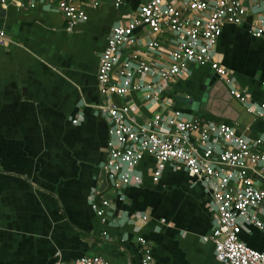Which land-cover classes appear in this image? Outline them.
Returning a JSON list of instances; mask_svg holds the SVG:
<instances>
[{"label":"crops","instance_id":"1","mask_svg":"<svg viewBox=\"0 0 264 264\" xmlns=\"http://www.w3.org/2000/svg\"><path fill=\"white\" fill-rule=\"evenodd\" d=\"M141 1L86 6V20L67 31L53 3L0 0L8 39L0 45V264H54L81 255L141 264L137 236L150 248L148 264H219L203 240L213 212L197 179L165 164L152 181L148 155L137 165V185L115 189L100 170L107 123L96 109L97 59L110 26L126 22ZM253 9L238 24H224L215 44V59L250 104L264 102V39L248 31ZM111 100L133 108L139 120L177 109L185 118L224 122L261 138L264 150V119L246 112L207 65L188 64L155 102L138 90ZM101 199L110 203L103 221L89 205ZM238 237L264 252V230L245 224Z\"/></svg>","mask_w":264,"mask_h":264},{"label":"built area","instance_id":"2","mask_svg":"<svg viewBox=\"0 0 264 264\" xmlns=\"http://www.w3.org/2000/svg\"><path fill=\"white\" fill-rule=\"evenodd\" d=\"M120 0H28L54 4L65 19V29L87 18L84 7ZM254 8L248 31L264 39V0H143L126 22L110 26L98 55L95 81L102 101L97 111L107 123L104 158L100 170L109 184L120 189L137 185V165L143 155L153 160L150 179L156 181L165 164L181 167L208 192L213 212L210 232L203 236L213 245L219 264H264V252L239 240L245 224L264 230V150L262 139H249L232 125L185 118L180 111L156 112L139 120L133 108L117 104L112 96L141 91L155 102L162 86L184 72L190 63L207 65L222 79L229 95L244 105L246 112L264 119V102L247 103L243 88L215 59V44L224 24H238ZM8 41L0 29V45ZM76 119H71L75 122ZM109 201H91L90 208L103 221ZM143 218V217H142ZM105 232H102L104 235ZM136 241L142 251L141 264L151 260L142 236ZM54 264H108L100 255H81Z\"/></svg>","mask_w":264,"mask_h":264}]
</instances>
